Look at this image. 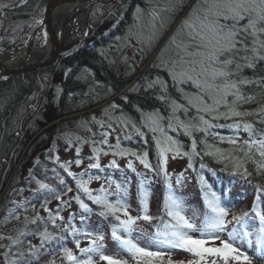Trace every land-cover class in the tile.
<instances>
[{"label": "snow or ice", "instance_id": "6c2138e0", "mask_svg": "<svg viewBox=\"0 0 264 264\" xmlns=\"http://www.w3.org/2000/svg\"><path fill=\"white\" fill-rule=\"evenodd\" d=\"M6 6L0 4V8ZM140 13L141 9L137 8V18ZM157 15L155 9L151 10L152 31L147 37L148 42L156 37L154 21ZM241 21L246 23L241 24ZM171 47L176 50V58L166 57ZM259 61H264V0H198L189 17L181 28L177 29L169 46L161 52L160 63L156 65L167 70L180 99L186 103H179L168 95V85L158 76L148 83L147 87L160 86L161 94L157 99L164 102L169 109L167 116L162 115L159 110L141 112L140 126L123 114L119 118L121 121L131 122L137 135L142 138L144 133L141 127H147L153 133L156 147L155 165L149 160L148 151L123 149L120 147L119 138L116 145L108 146L107 150L98 147V144L107 145V132H101L100 141L91 142L92 155L88 157L90 163L87 169H96L97 174L87 170L73 173L70 170L72 162L59 163V158L56 157L55 162L59 164V168L75 181L77 194L69 201L62 200V195L72 191L62 176L59 184L67 189L63 193L48 183L36 180L37 192H47L61 203L56 211L52 212L47 207L49 200L46 197L41 207L49 213L47 220L39 214L30 221L25 217V228L28 223L36 224L37 221L44 225L43 230H37L41 243L39 247L30 246L27 253L18 250L12 264H32L29 257H36L46 243L53 241L59 246L62 258L67 264H130V261L131 264H166L165 256L170 257L177 250L190 254L191 259L187 264H253L254 260L258 261V264H264V186L259 182L255 184L256 197L249 210L234 211L235 206L229 199L228 191L215 190L206 179V173L216 177L217 170L203 162V157L208 156L216 163L224 165L219 171H229L231 166L229 174L249 184L253 181L249 179L252 173L245 167L247 161H252L255 165L257 176L264 175V128L255 129L252 123L243 119L259 115L260 123L264 125V104L255 112L239 110L241 104L254 101L257 95H264V92L247 95L242 87L256 84L264 89V78H248L241 74L244 68L254 69ZM184 84H189L195 91L185 90L181 87ZM57 91L59 92V89ZM190 109L195 110L194 115H189ZM180 113H183V116ZM220 119L232 120V123H214ZM165 120L168 130L182 131L190 138L189 150H185L178 139L165 132ZM98 123L103 128V123ZM220 126L232 129L236 134L225 137L210 133V129ZM240 131L247 132L249 136L242 144L238 143ZM198 132L203 133V137L198 139ZM209 134L220 143H227L232 147L222 149L209 144ZM198 143L202 145L199 150ZM76 152L78 158L75 164L79 167L83 162L79 158V147ZM237 152L242 153V156L235 155ZM109 153L113 157H134L148 172L162 178L163 202L159 215L150 213L149 205L153 194L151 179L138 173L133 160L128 159L126 168L137 176L138 209L136 215L131 214V180L124 177L118 181L113 178L112 173L105 172V169H119L116 159L103 167L100 164L101 154ZM253 153L258 154L260 159L256 160ZM169 156L172 159L188 158V168L196 172L203 210L189 204L187 197L181 194L185 175L181 172L173 181L172 174L167 171ZM198 156L201 161L199 171L194 167V160ZM52 172L60 176L55 168ZM101 179L105 180L106 184H102L99 189L93 190L89 187L93 180ZM111 197L115 199H110ZM71 200H75L81 209L80 225L73 223V213L62 227L58 226L56 220L64 221L60 212L70 205ZM86 201L96 205L98 210L94 211ZM93 214L108 222L111 239L117 245L116 252H106L102 224L89 226L88 218ZM154 220L158 223L153 224ZM140 222L151 225L153 231H145ZM48 224L54 229L60 228V231H49ZM26 234V231L22 230L17 238L9 239L13 245H19L23 243L19 236ZM66 235L73 238L79 256L63 244ZM82 241L87 242L86 247H81ZM52 264H55V261ZM167 264H172L170 259Z\"/></svg>", "mask_w": 264, "mask_h": 264}, {"label": "trees", "instance_id": "16d2710c", "mask_svg": "<svg viewBox=\"0 0 264 264\" xmlns=\"http://www.w3.org/2000/svg\"><path fill=\"white\" fill-rule=\"evenodd\" d=\"M149 1L151 3L160 1L165 8L164 13L157 12V18L162 15H172L171 10L174 7L182 8L178 5L179 0H116L106 7V12L110 10V13L105 15V11L98 13L97 10H101L103 7V5L98 4L93 8L94 10L89 17L88 37L79 46L62 55L55 66L42 68L0 83V191L6 185L4 203L0 209V241L4 240L6 242L0 246V264H12L18 250L27 253L30 246L39 247L41 240L37 230H43L44 225L37 221L36 224L28 223L27 228H25V217H28L30 221L39 214L40 217L47 220L49 213L41 207L46 197L49 200L47 207L52 212H55L61 203L49 193L37 192V190L30 193L23 202L16 203L15 200L26 191L28 184L40 180L63 193L67 189L59 184V179L62 176L65 184L72 188V191L67 192V195H62V200L69 201L71 197L77 194L75 181L63 169L59 168V164L55 162L54 156L51 155L52 151H55L52 150V145L46 152L35 149L36 144L43 143L48 139L46 137L48 132L43 131L42 128L48 121L46 112L49 108L54 113L53 118H51L53 121L49 120L52 122L57 121L54 130L56 132L55 136L59 137L61 134L73 129L75 124L84 118L80 117L81 115L72 116L96 108L106 102L105 106H117L112 108L113 113H110L111 116L117 117L123 114V116L130 118V121H135L138 126L141 125V112L159 110L162 115L167 116L169 109L164 102L157 99L161 94L160 86L147 87L148 83L158 76L168 85V95L175 98L179 103H186L180 99V94L176 91L167 70L156 66L160 63L157 56L153 55L156 45H148L145 37H140L141 40L144 39L143 42L134 37V43L131 41V43H126L123 49L117 47L118 39L128 37V33L136 31V28L133 30V26L137 8L141 9L138 19L142 16L151 19V10L158 9V7L147 5ZM0 4L7 5L0 8V51H3L16 47L38 29L41 22L37 23V21L43 19L47 0H0ZM100 22L101 25L99 26ZM243 23H246V21H241V24ZM109 47L115 49L106 52ZM130 49L134 50L139 56L138 64L134 60H128L124 57ZM172 58H176V55L174 54ZM139 64L144 67L141 73L138 68ZM241 74L248 78H264V61L257 62L254 69L244 68ZM126 86L128 88L124 90ZM181 87L185 90L195 91L189 84L181 85ZM242 87L247 95L264 92V89L256 84ZM57 89H59V92ZM261 104H264V95H257L254 101L241 104L239 110L242 112H255ZM194 113L195 110L190 109L189 115H194ZM180 115L183 116V113H180ZM243 119L252 123L255 129L264 128V125L260 123L259 115L247 116ZM214 123L227 125L232 123V120L220 119ZM164 126L168 135L178 139L184 145L185 150H189L191 140L188 136L182 131L173 132L168 130L167 120L164 121ZM141 131L144 133L143 138L135 137L128 141H122L120 147L134 151H148V158L155 165L156 147L153 133L147 127H141ZM209 131L225 137L236 134L234 130L223 126L214 127ZM238 135V143L242 144L244 140L249 139L247 132L240 131ZM196 136L199 139L203 137V133L198 132ZM33 137L35 139L29 143ZM207 140L209 144H214L222 149L232 147L227 143H220L211 134H209ZM97 146L104 147L105 150L108 148L105 145ZM197 147L199 150L202 145L198 143ZM235 155L242 156V153L237 152ZM253 155L256 160L260 159L258 154L253 153ZM125 159L128 160L130 157ZM200 162V157H196L194 167L197 171H199ZM203 162L210 168L217 170L216 177H213L211 173H206V179L215 190L228 191L230 201L235 204L233 210L237 212L249 210L256 197L255 184L259 182L264 186V175H256L255 165L252 161H247L245 164L248 171L252 173L249 177L253 181L252 184L241 180L239 177L231 176L229 174L231 166L229 171H219L224 165L216 163L211 157L204 156ZM134 166L138 173L151 179L153 194L149 205L150 213L154 216L159 215L163 202L162 178L155 176L146 169H139L137 165ZM54 168L60 176L54 175L52 172ZM85 171L82 170L78 173ZM87 171L93 174L98 173L96 169H87ZM105 172L112 173L113 178L118 181L124 177L131 180L129 203L132 211L137 214L136 173L127 169L126 164L116 170L105 169ZM102 184H106V181L103 179L93 180L89 187L95 190L99 189ZM173 186L175 187V184ZM112 190L114 191V187ZM181 194L187 197L189 204L196 205L203 210L197 176L193 169H190L189 178L187 181L185 180ZM262 197H264V194H262ZM110 199L114 200L115 197ZM86 202L94 211L98 210L96 205H92L90 201ZM73 213L75 214L73 223L79 226L81 209L75 200H71L70 205L60 212V215L64 217V221L56 220V224L62 227L67 222L69 215ZM152 223L155 224L158 221L154 220ZM88 224L92 227L102 224V230L105 233L106 252L111 254L117 251V245L111 239L109 225L106 220H102L101 217L93 214L89 216ZM47 227L49 231L57 233L60 231V228L54 229L51 224H48ZM151 229L153 231V228ZM22 230L27 233L24 236H19L23 243L13 245L9 237L17 238ZM63 244L79 256L71 236L66 235ZM86 246L87 242L82 241L81 247ZM29 258L32 260V264H52L53 261H55V264H67L63 260L62 253L55 241L46 243L36 257Z\"/></svg>", "mask_w": 264, "mask_h": 264}, {"label": "rangeland", "instance_id": "374dc122", "mask_svg": "<svg viewBox=\"0 0 264 264\" xmlns=\"http://www.w3.org/2000/svg\"><path fill=\"white\" fill-rule=\"evenodd\" d=\"M179 2L180 3L178 5L182 6V8L174 7L171 10L172 15L170 14L162 15V16H159L157 19H155L154 23H155L156 37L151 42H148L147 40L148 35L152 31L151 25H150L151 19H149V17L147 16H142L140 19H138L137 14H136L134 18V26H133V30L134 28H136V31L132 33H128V37L118 39L117 40L118 49H123L124 45L126 43H129L130 41L134 43V37H136V39H139V40H141L140 37H145L148 45L150 46L156 45L153 55H156L157 60L160 62L161 52L166 48V46H169V43L172 37L176 34L177 29L181 28L183 22L189 17V14L192 12V9L196 6L198 0H179ZM187 2L188 4L186 5ZM161 3L162 2L160 1H156L154 3H151L149 1L147 5L152 6V7H158L156 12L164 13L165 8L162 6ZM108 5H103L101 10H97L98 13L100 14L101 11H105V15L110 13L109 12L110 10L106 12V9H107L106 7ZM93 10L94 9H92V11L90 12L88 16L87 34L83 40H85L89 35V17L92 14ZM101 22L99 26L101 25ZM135 22H136L137 27L135 25ZM30 37L23 40L16 47L8 49V50H3V51L14 52V51L21 49L24 46H27V43ZM80 37L81 35L78 33L74 36V40H78ZM141 41L143 42L144 39H142ZM45 42H46L45 33L43 31H40L37 37L35 38L32 44V47L35 49L40 48L45 44ZM112 49H115V48L109 47L107 48L106 52ZM3 51H0V52H3ZM175 52L176 50L174 47L169 48V51L167 52L166 57H171V58L174 57ZM124 57L128 58V60L130 59L134 60L135 63L137 64L139 63V56L136 54L134 50H131V49L128 50L127 53L124 55ZM138 66H139L138 67L139 72L141 73L144 70L143 69L144 67L143 66L141 67L140 64ZM127 88L128 86H126L124 90H126ZM106 103H102L96 108H93L88 111H84L80 114L72 116V117H75V116L81 115L80 117L82 118L84 117V118L80 120L78 123H76L73 129H71L70 131L64 134H61L59 137L55 136L56 132L54 130V127L57 125L56 124L57 121L52 122L53 120L51 118H53L54 113H53V110L49 108L46 112L47 113L46 118L48 119V121L45 124V126L42 128L43 131L48 132V134L46 135L48 139L45 140L43 143L39 142L38 144H36L35 149L37 151L46 152L47 150L51 148V145H52V150H55V151L54 152L52 151L51 155L54 156V158L58 157L59 162H64V163L72 162L71 167H70L71 171H73L74 173H78L82 170H87V165L90 163V161L88 160V157L92 155V143L91 142L96 141V140L100 141L102 139L101 132L108 133V136H107L108 143L107 145H105L106 147L115 146L117 143V138H119V143H120L122 141H128L135 137H141L140 135H137L131 122L121 121L119 119L121 116H117V117L111 116L110 113H113L112 112L113 107L105 106ZM93 117H95V120H93ZM49 119H51L52 121ZM98 122L103 123V128H101L100 123ZM34 139L35 137H33L29 143L33 142ZM69 141H71V143H69ZM78 147L80 148L79 158L82 159L83 161L79 167H77L75 164V160L78 158L77 152H76V149ZM51 155H50V158L52 157ZM113 159H116L117 163L119 164V167H123L124 164H127V159L120 158L119 156L113 157L111 153H109L108 155L101 154L100 164L101 166L107 165ZM130 159L133 160L134 165H137L139 169H145L139 163V161H137L134 157H130ZM167 171L170 174H172V179H175L177 174L183 172L185 175V180L187 181L189 178V174H190V168H188V158L187 157H183V158L177 157L176 159H172L171 156H169L168 163H167ZM37 188H38V185L36 183L28 184L26 191L23 192L17 200H15L16 203L19 204L23 202L26 199V197H28L29 194L32 193L33 191L37 190ZM5 189H6V185H4L2 190L0 191V209L4 203V195H5L4 190ZM131 214L135 215L136 213L132 211ZM140 223H141V226L145 229V231L149 233L152 232V229H151L152 227L150 225L144 222H140ZM5 242L6 241L1 240L0 246ZM169 259L171 260L172 264H177V263L187 264V261L191 259V256L188 253L177 250L173 252L170 255V257L168 255L165 256L166 264L169 261ZM130 264H131V261H130ZM253 264H258V261L254 260Z\"/></svg>", "mask_w": 264, "mask_h": 264}, {"label": "bare ground", "instance_id": "6f19581e", "mask_svg": "<svg viewBox=\"0 0 264 264\" xmlns=\"http://www.w3.org/2000/svg\"><path fill=\"white\" fill-rule=\"evenodd\" d=\"M90 9L87 2H64L57 4L51 10L50 25L56 34L61 49L69 50L74 46V36L85 35L86 20ZM54 52V47L49 39L40 48L24 46L21 49L9 52H0V72L15 69L25 64L43 62Z\"/></svg>", "mask_w": 264, "mask_h": 264}, {"label": "water", "instance_id": "95a60500", "mask_svg": "<svg viewBox=\"0 0 264 264\" xmlns=\"http://www.w3.org/2000/svg\"><path fill=\"white\" fill-rule=\"evenodd\" d=\"M87 2L90 5V9L88 12V15L90 14V12L92 11L93 7L101 4V5H108L113 3L115 0H47V5L46 8L44 10V14H43V19L41 21V24L38 28V30H36L30 37L27 46H32L35 38L37 37L38 33L40 31H43L45 33L46 39H49L54 47V52L53 54L45 61L43 62H36V63H31V64H25L21 67L15 68V69H9V70H4L0 72V83L2 82H6L9 81L17 76L20 75H24V74H28L31 73L33 71L42 69V68H49V67H53L57 64V62L59 61V59L61 58L62 55L67 54L68 52H70L72 49L76 48L78 45L81 44V42L83 41L84 37L87 34V25H88V17L86 20V32L84 36H81L78 40L75 41L74 46L69 49V50H63L61 49V47L59 46V41L56 37V34L53 32L51 25H50V15H51V10L53 9L54 6H56L57 4H61L64 2ZM2 77H6L2 78Z\"/></svg>", "mask_w": 264, "mask_h": 264}]
</instances>
